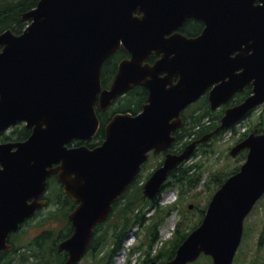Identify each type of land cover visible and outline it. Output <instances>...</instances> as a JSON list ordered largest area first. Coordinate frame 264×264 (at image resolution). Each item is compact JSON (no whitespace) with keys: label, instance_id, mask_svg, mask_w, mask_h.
Wrapping results in <instances>:
<instances>
[{"label":"water","instance_id":"water-1","mask_svg":"<svg viewBox=\"0 0 264 264\" xmlns=\"http://www.w3.org/2000/svg\"><path fill=\"white\" fill-rule=\"evenodd\" d=\"M190 19L205 25L198 37L180 31ZM23 20L30 22L23 34H0V134L19 123L32 131L26 141L0 143V252L14 250L10 235L48 204L41 197L57 175L77 203L68 215L73 233L57 249L68 254L64 264H79L95 228L108 220L151 153L171 148L186 108L208 94L217 110L253 87L243 103L226 110L215 132L182 154H167L144 185L150 200L199 143L264 103V0H41ZM122 47L130 58L104 89L103 66ZM153 54L160 59L150 64ZM135 86L149 90L139 114L114 115L95 149L70 146L99 132L97 102L106 111ZM245 150L240 170L165 264H191L202 255L213 264L234 263L245 220L264 196V133L256 130L230 154Z\"/></svg>","mask_w":264,"mask_h":264},{"label":"trees","instance_id":"trees-1","mask_svg":"<svg viewBox=\"0 0 264 264\" xmlns=\"http://www.w3.org/2000/svg\"><path fill=\"white\" fill-rule=\"evenodd\" d=\"M39 1L40 0H0V34L7 30H12L17 35L22 34L28 25V22L23 21V15L37 7ZM203 28L204 25L202 22L190 20L184 25V27L181 29V32L189 37H196L201 34ZM128 56L129 54L124 49H121L106 63L102 76V81L105 88L109 86L114 75L112 74V77H110L111 68L116 71L118 62L124 58H127ZM157 58L158 57L152 55L149 57L148 61L150 63H154ZM251 93L252 87H248L241 94L237 95V99L234 103L236 104L242 102ZM147 98V89L138 86L131 90L125 97H122L118 100H122L124 103H121V105L116 109L112 107L107 112H101L98 110V116L102 124L101 129L93 142L85 144H87L90 148L99 146L105 138V125L110 121V119L116 113L131 112L134 115L139 113L142 109V105L146 103ZM198 104H200L199 108L197 111L192 113L194 115L196 114L194 117L191 116L186 118V116H184L185 114L183 115L186 126L181 130V132L177 134L178 142L183 141L186 137L189 139L191 136L196 134L201 137L206 133L214 131L219 126L220 123H217V121H220L224 111L219 110L217 112H212L207 97L203 98ZM263 131L264 129L262 132ZM248 134L249 133L243 134L239 141H242L248 136ZM30 135L31 131L26 130V128L20 124L14 127L10 132L0 135V142L24 141L28 139ZM80 144L83 143H76V145ZM174 147H176V145H174ZM244 157H246V155H244ZM198 167V165H190L186 167L180 166L177 168L172 172L170 176L171 181L165 185L163 192L176 185L179 186V188L181 186L180 191L182 193H184V188L187 185H190L191 188L197 187L201 180L200 176L194 178V173H189ZM238 170L239 168H237L231 174L237 172ZM231 174L221 178L217 177V189ZM143 181V174H141L122 195L121 200L115 204L114 211L108 221L104 224L98 225L95 228L96 234L93 239L90 253L92 255H100V252L105 251V246H109L101 258V261H104L105 264H112L114 256L123 250V243L125 242L126 237L131 233V230L137 225H145L148 220L152 221V224L149 225L148 229L153 237L150 248L153 247L154 243L160 239V227L166 221L168 216H170L171 212L177 208L176 204L163 207L160 204V201L162 200V193L154 201L146 199L142 192ZM56 183V179L50 182L51 191L53 193H51L52 195L49 196V200L51 205H57L59 209L50 211L46 221L52 222V220H57L58 218L59 221L64 223V228L57 232L52 229H46L38 237H36L35 240L30 244L31 250L21 256V261L23 264L29 262L30 256L35 257L37 261L36 264H64L67 259L66 253H59L57 251V244L60 241L68 238L73 232L68 222V215L76 207V204L67 195L63 194L62 189L58 188ZM151 208H154V214L150 218L145 217L146 211L150 210ZM206 209L207 206L201 210V219L198 222L190 225L186 230H184L183 227L186 218L182 217V221L180 220L178 222L172 239L167 241L160 249L158 254L153 258H151L150 251H147L146 259L142 264H147L153 260L163 264L165 261L173 258L177 249L185 241L190 232L201 223ZM109 240L110 244H107ZM50 241L51 243H49ZM48 243L51 245L49 253L44 251L46 244ZM139 248L140 247H134V249ZM30 251H32V253ZM9 255L10 254L8 253H1L0 259L8 258ZM128 264H130V262Z\"/></svg>","mask_w":264,"mask_h":264},{"label":"rangeland","instance_id":"rangeland-1","mask_svg":"<svg viewBox=\"0 0 264 264\" xmlns=\"http://www.w3.org/2000/svg\"><path fill=\"white\" fill-rule=\"evenodd\" d=\"M124 103L118 101L114 104L116 109L118 106ZM200 104L195 105L190 111H197ZM190 111H186L187 117H194ZM261 125V126H259ZM258 127L264 128V105L257 109L252 115L246 119L239 127L235 128L233 133L228 131L222 135L205 141L204 145H201L192 156V159L185 165H198L197 169L192 170L189 174L194 173V178L200 176L201 180L197 187L191 188L187 185L184 188V193L179 189V186H173L162 195L160 204L163 207L171 206L176 204L177 208L171 212L166 221L162 224L159 229V241L155 242L153 247L150 248L151 241L153 239L149 232V225L152 221L148 220L143 226H135L131 233L126 237L123 243V250L118 252L113 259L112 264H142L146 259V252L150 251L151 258L155 257L160 249L164 246L167 241H170L176 230L178 222L182 217H185L184 230L190 225L198 222L201 217V210L204 209L211 200V197L217 189V177H225L235 171L244 162V155L238 157H232L230 155L231 149L237 144L244 132L255 130ZM11 131V130H10ZM193 135L189 139L186 137L183 141L176 144L175 148H180L181 143L187 142L189 145L194 139ZM161 158H152L150 163L145 169L143 178L145 179L149 173L156 169ZM146 180V179H145ZM144 180V182H145ZM171 181V180H170ZM143 182V183H144ZM173 182V180H172ZM142 183V184H143ZM53 193L49 192L48 195ZM194 205L192 209L190 205ZM59 207L56 205H50L42 210V212L31 219L27 224L23 226L21 231L13 236V244L19 248L17 252L10 254L8 258L0 259V264H23L21 256L24 253H28L30 244L38 237L44 230H55L60 231L64 228V223L54 219L52 222L46 221L48 213L53 210H58ZM154 214V208L146 211L145 217L150 218ZM107 227V226H106ZM51 243V241L49 242ZM46 244L44 249L45 252H50V244ZM107 244H110V240ZM113 246V245H111ZM105 251L109 246H105ZM134 247H140L134 249ZM105 251L100 252V255H92L91 253L85 257L79 264H105L101 261ZM32 253V251H30ZM3 260V261H2ZM129 260V262H127ZM34 256H30L29 262L25 264H36ZM196 264H212L211 260L207 258H201ZM234 264H264V198L256 205L253 212L249 215L246 220L245 235L235 258Z\"/></svg>","mask_w":264,"mask_h":264},{"label":"flooded vegetation","instance_id":"flooded-vegetation-1","mask_svg":"<svg viewBox=\"0 0 264 264\" xmlns=\"http://www.w3.org/2000/svg\"><path fill=\"white\" fill-rule=\"evenodd\" d=\"M117 70H118V66H117L116 71H114L113 68H111V70H110V72H111L110 77H112V74H114V75H113V78L111 79V82L113 81V79H114V77H115V75H116ZM111 82H110V84H111ZM177 134H178V133H177ZM177 134H176V136H177ZM176 140H177V139H176ZM176 142H177V141H176ZM177 143H178V142H177ZM179 144L181 145V147L178 148V149H176L177 151L175 150L176 153H178V154L182 153V152L184 151V148H185V146L183 147L181 143H179Z\"/></svg>","mask_w":264,"mask_h":264},{"label":"bare ground","instance_id":"bare-ground-1","mask_svg":"<svg viewBox=\"0 0 264 264\" xmlns=\"http://www.w3.org/2000/svg\"><path fill=\"white\" fill-rule=\"evenodd\" d=\"M188 110H189V109H186L185 112L188 111ZM237 253H238V252H237Z\"/></svg>","mask_w":264,"mask_h":264}]
</instances>
